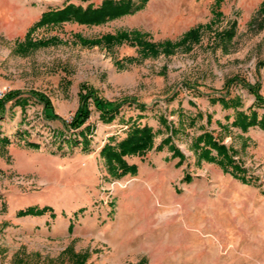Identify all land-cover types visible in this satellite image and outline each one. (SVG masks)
I'll list each match as a JSON object with an SVG mask.
<instances>
[{
  "label": "rangeland",
  "instance_id": "374dc122",
  "mask_svg": "<svg viewBox=\"0 0 264 264\" xmlns=\"http://www.w3.org/2000/svg\"><path fill=\"white\" fill-rule=\"evenodd\" d=\"M103 1L0 0V97L21 90L26 99L10 100L0 111V264H112L101 254L116 264H193L196 259L264 264V241L256 235L264 220V130L232 123L238 111L249 114L257 106L236 81L226 86L227 80L242 78L259 84L264 95V0H148L135 13L99 25L66 21L38 27L32 40L54 39L20 45L44 12ZM192 29L196 37L182 42ZM135 30L158 46H141L134 37L112 46L89 45L78 37ZM226 30L231 37L223 35ZM83 84L105 100L122 102L112 122L90 98L86 123L67 126ZM30 92L44 94L59 118L46 116L44 104ZM224 94L237 96L240 106L215 102ZM256 111L260 118L264 108ZM133 124L154 132L145 154L123 157L136 169L126 156L145 162L144 179L125 176L134 170L112 175L101 155ZM205 133L225 146L224 156L201 138ZM173 142L184 154L170 153ZM133 204L136 218L146 225L130 229L141 232L131 236L133 249L126 256L98 240L97 227L84 237L82 222L101 226L133 218L127 211ZM45 205L54 209L46 212L50 224L63 222L69 232L13 229L28 226L29 216H42L18 211ZM4 219L15 225L6 227Z\"/></svg>",
  "mask_w": 264,
  "mask_h": 264
},
{
  "label": "trees",
  "instance_id": "16d2710c",
  "mask_svg": "<svg viewBox=\"0 0 264 264\" xmlns=\"http://www.w3.org/2000/svg\"><path fill=\"white\" fill-rule=\"evenodd\" d=\"M147 1L148 0H104L100 5H94L90 3L86 7L82 5H76L74 3H69L63 8L44 12L41 18L30 28L25 40L23 42H20V45L29 46L37 43L46 44L54 39L51 38L48 40H41L37 42L32 40L31 33L38 27L60 24L66 21L76 22L88 26L99 25L128 14H133L136 11L142 9L146 5ZM224 34L228 37H231L233 32L231 30H226L223 35ZM196 35L197 29H192L182 37L181 41L186 42L189 38H195ZM78 37H80L85 44L89 45L105 44L108 46H112L114 43H121L124 40L130 41L132 37H134L133 40H135V42H137L141 46H147L151 49H154V46H158L148 42L145 38V33L136 30L132 32L121 31L117 34L108 33L100 38L93 39H86L82 36ZM164 44L165 46H170L172 43L164 42ZM261 65H264V61L261 62ZM233 81H236V83L246 88L249 93L253 94V104L257 106L256 108H264V95L259 92V84H250L242 78H231L227 80L226 86L230 85ZM22 93L23 91L21 90H11L1 96L0 111H3L5 109L6 103L10 100L16 99V102L26 101V99L22 98ZM30 96L37 98L44 104V113L46 114V116L54 119L59 118V116L54 112L52 103L44 94L38 92H30ZM90 98L92 99L96 108L101 112V115L105 116L108 122H112L115 119L120 107L122 106V102H112L105 100L100 97L93 88L86 86V84H83L80 91V105L69 125L67 124V121L65 122V124H67L69 128H79L86 123L91 115L89 104ZM216 101L223 104V106L226 108H237L241 104L237 96L228 97L227 94L220 95L215 100V102ZM236 115L237 117L233 120V124L239 125L243 129H246L251 125H258L264 130V112L262 113L260 118H258V112L255 108L252 109L249 114L238 111ZM153 137L154 132L152 131V128L150 126L133 124L125 138H123L116 144H106L101 150V155L107 160L112 175H121L125 174L129 170H135L136 167L134 165H128L123 157L125 155L132 154H145L152 145ZM201 138H208L207 142H212L210 134L205 133L203 136H201ZM3 139L4 142H9V138L7 136H4ZM213 144L214 146H216L218 152H220L224 156L225 146L223 144H218L215 142ZM48 210H52V208L47 205L43 207L30 206L25 209H21L17 214L19 216L43 215Z\"/></svg>",
  "mask_w": 264,
  "mask_h": 264
},
{
  "label": "crops",
  "instance_id": "0c3cea01",
  "mask_svg": "<svg viewBox=\"0 0 264 264\" xmlns=\"http://www.w3.org/2000/svg\"><path fill=\"white\" fill-rule=\"evenodd\" d=\"M255 109L257 110V108H255ZM120 121H122V118H120ZM200 145H202V143H200ZM190 146H192V148H191L192 153L195 154V156H199V154H200L199 147L193 146V143H191ZM169 149H170L169 150L170 153H172L174 150H176V151L178 150V152H181L184 154V151L182 150L181 146H179L178 144H176L174 142H173V144H171L169 146ZM125 158L129 164L137 165L136 170L131 171L130 173H128L125 176H135L136 177V176L140 175L139 177H142V179H144L143 174L141 175V164H145V162H143V160L138 159L139 158L138 156H126ZM196 162H198V159L196 160ZM142 181L144 182L146 180H142ZM125 188H122L121 190H119V192L123 193V191H126ZM52 210H54V209H52ZM130 210H132V212H133V216H134L133 218L119 217V218H115L111 221L104 222L101 226H99V224H97V222H93V221H88L87 225H85L84 222H82L83 224H81L80 227L81 228L84 227V229L87 230L86 235L85 236L83 235V236L84 237L89 236V234H90V232L88 233L89 229H90V231H92L94 228L97 227L96 231L98 232L97 233L98 240H100L104 244L107 243L108 245L112 246L116 252L117 251L119 252L121 257L126 256L128 254V252L132 251V249H133L132 247L129 246L130 242H128L130 240L131 236H135L136 233L141 232L140 230H137V229L130 231V229L146 225V220L144 218L143 219L136 218V212H137L136 205L133 204L132 207L129 208L127 211H130ZM47 213H45L42 216H29V218H30L29 223L30 224H28V226H24V223H22L21 226H19L17 228H13V229L14 230L20 229V231H18V232L24 233L26 228L32 229V231H33L34 227H39V228H37V230L39 232H41L42 234H48L49 233V235L51 234V232L54 233L56 231V229L58 230V233L64 232V229L69 232V225L65 226V224H63V222H61L60 224H56V225L52 224L51 225L50 220L46 216ZM53 213H49L50 216L51 215L54 216ZM20 218H24V217H20ZM8 221H9L8 219L1 220V222H3L6 227L7 226L13 227L15 225V223H14V224L9 226ZM260 225L263 227V229L261 232H259V230H257L256 235L262 236V239L264 241V220L261 221V224H258V227ZM55 233H57V232H55ZM71 239H73V237ZM136 248H137V246H136ZM113 258H114V256H113ZM100 259H102V260L104 259L105 261H108V262L113 261L112 264H116L114 262V260H116V259L111 260L110 258H107L105 256V254H101ZM192 263L193 264H200V261L198 259H196L195 262H192Z\"/></svg>",
  "mask_w": 264,
  "mask_h": 264
},
{
  "label": "built area",
  "instance_id": "2783aa9c",
  "mask_svg": "<svg viewBox=\"0 0 264 264\" xmlns=\"http://www.w3.org/2000/svg\"><path fill=\"white\" fill-rule=\"evenodd\" d=\"M1 93H2V92L0 91V95H1Z\"/></svg>",
  "mask_w": 264,
  "mask_h": 264
}]
</instances>
